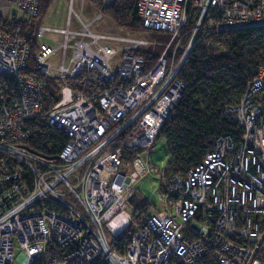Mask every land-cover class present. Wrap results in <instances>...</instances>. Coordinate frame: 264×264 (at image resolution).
<instances>
[{"label":"built area","instance_id":"1","mask_svg":"<svg viewBox=\"0 0 264 264\" xmlns=\"http://www.w3.org/2000/svg\"><path fill=\"white\" fill-rule=\"evenodd\" d=\"M116 1L102 0L105 6ZM7 3L32 25L36 69L58 83V99L45 111L43 84L23 73L30 45L18 32L0 31V77H13L17 89H0V264H91L97 258L105 264H264V62L241 100L224 111L240 128V140L219 136L198 165L166 177L163 207L141 219L124 253L109 245L131 224L130 200L150 202L139 185L151 174L153 147L184 95L177 73L196 37L264 28V0H138L144 28L172 35L150 69L141 52L160 43L94 33L101 14L85 23L69 3L66 27L52 28L39 21L42 0ZM193 12L197 24L176 64L178 44L171 59L167 53ZM42 115L68 137L57 157L28 146V123ZM122 135V146L113 150ZM50 243L65 251L46 257Z\"/></svg>","mask_w":264,"mask_h":264},{"label":"trees","instance_id":"2","mask_svg":"<svg viewBox=\"0 0 264 264\" xmlns=\"http://www.w3.org/2000/svg\"><path fill=\"white\" fill-rule=\"evenodd\" d=\"M102 14L120 27L131 32H145L143 24L137 17L138 0H118L111 6H103L101 0H89ZM51 0H42L40 19L44 17ZM198 14L193 12L189 24L181 31L172 45L169 59L172 58L175 46V63L178 64L192 38ZM31 27V28H30ZM0 31L16 34L30 45V58L24 74L38 79L44 86V96L47 97L45 111L57 101L56 91L58 83L39 74L35 65L37 41L29 38L33 32L32 25L20 19L2 20ZM159 38L165 35L160 31H152ZM169 37H165L168 40ZM196 45L184 60L177 79L185 84L184 95L174 108L161 132L159 138L167 142L171 160L163 169L165 176L184 175L187 170L198 165L215 147L219 136L231 135L236 142L240 140L239 127L224 119V111L229 104L238 103L244 95L247 84L257 75L259 66L264 62V28H246L228 30L213 34L202 40L200 33L196 37ZM170 42V41H169ZM217 44V45H216ZM139 53V52H138ZM162 53V49L151 48L141 52L147 61V69L152 68ZM0 89L5 93L16 94V82L11 76L0 77ZM33 136L29 141V148L45 157H57L68 137L60 130L48 123L44 116L28 123ZM124 135L116 139L111 148L122 146ZM127 158L132 154L127 152ZM149 205H143L131 199L129 211L132 220L129 228L118 237L109 239V245L118 252L124 253L130 245L133 234L141 223V219L148 213ZM150 213V212H149ZM65 249L54 243L47 246L46 257L61 254ZM91 264H105L102 258H97Z\"/></svg>","mask_w":264,"mask_h":264},{"label":"rangeland","instance_id":"3","mask_svg":"<svg viewBox=\"0 0 264 264\" xmlns=\"http://www.w3.org/2000/svg\"><path fill=\"white\" fill-rule=\"evenodd\" d=\"M102 1V0H101ZM72 3L74 11L83 17L85 23L90 24L94 22L97 14H101L100 20L91 25V30L94 33L107 34L112 36L120 37H137L147 40L150 44L160 43V45L151 49V51L157 48L162 49L163 54L165 46L169 43L172 38L171 34H162L159 38L151 30L145 32H131L128 31L112 20H110L106 15L102 14L98 9H96L89 0H51V3L46 11L44 17L40 20L41 25L52 27V28H64L66 27V22L68 18L69 7L68 4ZM103 6L104 2H102ZM10 17L4 19V17ZM23 14L17 11L14 7L9 6L5 0H0V18L2 20H18L22 18ZM56 39L61 40L60 36H54ZM165 37H169L168 40ZM217 45V44H216ZM172 46L170 47L168 54H171ZM174 53V52H173ZM160 55V56H161ZM61 53L57 52L51 58V63L54 67L59 65ZM120 56L112 60V65L115 69L119 67ZM171 155L164 138H159L153 147V154L151 160V174L144 179L139 185L140 194L148 199L150 202L148 207V213L158 211L163 207L164 202L159 200V192H163L165 187L163 184L164 179L167 176L164 175L163 169L167 167L170 163ZM165 177H163V176ZM140 203V202H139ZM146 213V215L148 214Z\"/></svg>","mask_w":264,"mask_h":264},{"label":"crops","instance_id":"4","mask_svg":"<svg viewBox=\"0 0 264 264\" xmlns=\"http://www.w3.org/2000/svg\"><path fill=\"white\" fill-rule=\"evenodd\" d=\"M5 2L7 3V0H5ZM8 4V3H7ZM4 17V16H3ZM6 18H10V17H4V19H6ZM19 19V18H18Z\"/></svg>","mask_w":264,"mask_h":264}]
</instances>
